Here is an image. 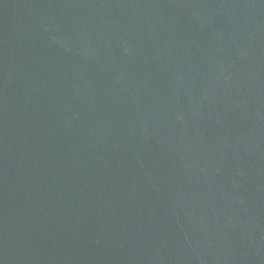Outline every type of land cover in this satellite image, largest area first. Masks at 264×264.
<instances>
[{"label":"water","instance_id":"water-1","mask_svg":"<svg viewBox=\"0 0 264 264\" xmlns=\"http://www.w3.org/2000/svg\"><path fill=\"white\" fill-rule=\"evenodd\" d=\"M0 264H264V0H0Z\"/></svg>","mask_w":264,"mask_h":264}]
</instances>
